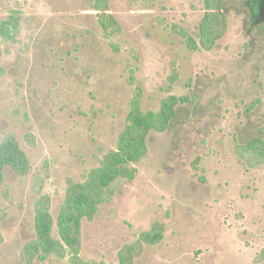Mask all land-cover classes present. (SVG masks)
<instances>
[{
	"label": "rangeland",
	"instance_id": "rangeland-1",
	"mask_svg": "<svg viewBox=\"0 0 264 264\" xmlns=\"http://www.w3.org/2000/svg\"><path fill=\"white\" fill-rule=\"evenodd\" d=\"M248 1L224 0V36L190 50L177 30L200 42L205 0H111L121 27L112 37L92 0H0V21L22 12L17 43L0 39V135L14 134L32 164L25 179L6 171L15 205L0 264H22L35 236L39 175L50 173L44 192L56 217L67 180L82 181L117 148L138 87L143 112L170 95L188 100L169 132L152 135L135 179L116 182L112 201L84 222L82 258L117 263L159 225L162 240L143 244L135 264H264V165L248 168L236 153L264 138V25L247 23Z\"/></svg>",
	"mask_w": 264,
	"mask_h": 264
},
{
	"label": "trees",
	"instance_id": "trees-1",
	"mask_svg": "<svg viewBox=\"0 0 264 264\" xmlns=\"http://www.w3.org/2000/svg\"><path fill=\"white\" fill-rule=\"evenodd\" d=\"M223 3L224 0H205V16L199 27L200 42L195 41L186 31L177 30L185 38L190 50L198 49L199 45L210 49L224 36L227 14ZM91 7L106 37H112L121 30L112 13L111 0H92ZM21 20L20 10L11 9L8 12L6 18L0 21L1 41L17 43ZM1 57L0 49V78L5 74ZM178 77L175 67L170 77L171 84H175ZM141 99L142 92L138 87L127 116V126L119 136L117 148L104 154L96 167L87 170L82 175V181L67 180L64 198L56 217L52 213V197L44 192L50 173L45 169V172L39 175L33 187L37 196L33 221L35 236L22 249V264L46 262L51 258L66 264H135V258L140 255L143 244H155L162 240V226L155 225L157 227L143 236L139 243L125 246L119 253L117 263L85 261L82 258L84 222L93 221L100 208L112 201L116 182L135 179L138 171L136 166L149 155L152 135L169 132L178 115L179 106L188 100L170 95L162 102L157 112H143ZM26 139L30 145L35 146L32 133H29ZM236 153L248 168L254 169L264 165V138L255 137L244 144L238 143ZM7 170L22 179L27 178L32 171L27 153L12 133L0 135V247L5 242L2 225L15 205V196L5 182ZM199 182L205 184L206 179L199 176Z\"/></svg>",
	"mask_w": 264,
	"mask_h": 264
},
{
	"label": "flooded vegetation",
	"instance_id": "flooded-vegetation-1",
	"mask_svg": "<svg viewBox=\"0 0 264 264\" xmlns=\"http://www.w3.org/2000/svg\"><path fill=\"white\" fill-rule=\"evenodd\" d=\"M247 5L251 8L250 20L247 21L248 24L251 23V28L264 25V0H251Z\"/></svg>",
	"mask_w": 264,
	"mask_h": 264
}]
</instances>
